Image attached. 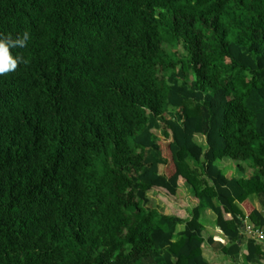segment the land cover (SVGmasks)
<instances>
[{"label": "trees", "instance_id": "1", "mask_svg": "<svg viewBox=\"0 0 264 264\" xmlns=\"http://www.w3.org/2000/svg\"><path fill=\"white\" fill-rule=\"evenodd\" d=\"M25 31L0 76V264H212L204 211L239 255V204L264 196V0H0V33Z\"/></svg>", "mask_w": 264, "mask_h": 264}, {"label": "crops", "instance_id": "2", "mask_svg": "<svg viewBox=\"0 0 264 264\" xmlns=\"http://www.w3.org/2000/svg\"><path fill=\"white\" fill-rule=\"evenodd\" d=\"M228 164L230 168L231 164L228 161L224 162L223 168L228 167ZM243 166H244V171L239 172L235 164V168L233 169L234 172L232 173L231 170V176L230 177L225 175L224 176L228 180H237V179L245 180L250 178L253 174L256 173L253 169L248 168L246 164H244ZM189 195H190L189 190L185 188L183 196L186 197ZM239 209L241 213L244 215L241 237L240 240L238 241L239 242L238 245H240L241 248L240 250L241 253L233 258L226 257L221 251L222 247L228 246V243L225 240V238L221 235V233L215 228V223H214L215 220L212 213L209 211H204L202 212L199 218L200 223H201V219L203 220V222H208L209 219L212 222L211 224H208V226L210 225L211 232L213 233L205 237V239L211 237L213 238V240H215L211 248L212 251L209 254V256L211 255L210 256L211 261H213L212 264H264V244H259V243H257L255 246L254 250H257V252L254 258L251 260V262L246 261V257L250 250L249 248H247V244L251 239H249L245 233L246 227H250V226L257 227L251 220L248 219V215L250 211L256 210V212L261 216V218L264 219V196L256 195V194L252 195L247 201H245L241 205L239 204Z\"/></svg>", "mask_w": 264, "mask_h": 264}, {"label": "rangeland", "instance_id": "3", "mask_svg": "<svg viewBox=\"0 0 264 264\" xmlns=\"http://www.w3.org/2000/svg\"><path fill=\"white\" fill-rule=\"evenodd\" d=\"M163 47H164V50L167 52V54H169L173 60H175L177 62H179V61L185 62L186 61L185 60L186 59V53L183 50V48L181 47V45L169 46L166 44V45H163ZM177 67H181V64H178ZM188 77L192 79V75H190L189 73H188ZM156 135L162 143H168V139L165 138L159 131L156 132ZM195 142L198 145H200L202 148L205 147V141H204L203 137H201L199 135L195 136ZM225 161H228L231 164L230 168H229V164H228V167L223 168V164ZM217 165L222 170V172L225 176L230 177L231 176V170H232V173L234 172L233 169L235 168V162L231 161L228 158L223 159L221 162L219 161ZM148 198L150 201V207L151 208L155 209L156 211H158L160 213L164 212L165 205L163 203V191L155 190V191L149 193ZM201 223L204 227V232H203L204 238L213 233V232H211L210 225L208 226V224L212 223L210 219L208 222H203V220L201 219ZM178 230L179 231L182 230V226H179Z\"/></svg>", "mask_w": 264, "mask_h": 264}, {"label": "clouds", "instance_id": "4", "mask_svg": "<svg viewBox=\"0 0 264 264\" xmlns=\"http://www.w3.org/2000/svg\"><path fill=\"white\" fill-rule=\"evenodd\" d=\"M30 39L28 31L23 32L21 36H17L15 39L8 34L0 33V76L7 75L15 72L20 64H27L21 55H13V48H24Z\"/></svg>", "mask_w": 264, "mask_h": 264}, {"label": "built area", "instance_id": "5", "mask_svg": "<svg viewBox=\"0 0 264 264\" xmlns=\"http://www.w3.org/2000/svg\"><path fill=\"white\" fill-rule=\"evenodd\" d=\"M245 233L249 239L254 240L256 243L264 244V222L259 227H246Z\"/></svg>", "mask_w": 264, "mask_h": 264}]
</instances>
